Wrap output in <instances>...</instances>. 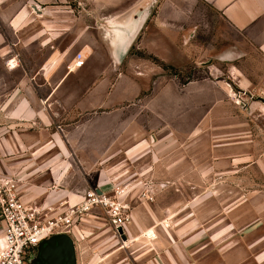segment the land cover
Returning a JSON list of instances; mask_svg holds the SVG:
<instances>
[{
    "label": "rangeland",
    "instance_id": "1",
    "mask_svg": "<svg viewBox=\"0 0 264 264\" xmlns=\"http://www.w3.org/2000/svg\"><path fill=\"white\" fill-rule=\"evenodd\" d=\"M141 1L0 0V140L7 139V107L16 101L15 96L42 91L43 63L52 57L59 59L50 73L46 68L45 82L50 90L62 79L58 86L60 98L62 92L74 94V100L57 99L52 106L60 112L62 107L56 101L65 107L74 105L78 113L74 123L122 122L125 128L135 131L133 137L126 136L129 140L124 147L136 141L149 145L155 133L151 128L156 123L167 125L169 131L170 127L187 129L181 135L174 133L165 147L163 143L156 147V163L151 153L139 161L126 160L112 173L111 181H103L106 185L102 191L109 197L115 190L122 191L120 202L129 206L131 221L125 234L128 242L114 233L106 214L94 208L76 220L69 234L74 232L77 237L76 264H264L263 257L255 260L264 248V241L259 242L264 237V115L258 105L248 104L251 99L260 101L242 100L234 86L233 96L227 94L222 100L225 111L230 108L235 112L222 121L231 129L224 128L218 139L213 126L217 124L215 112L223 102L218 105L217 89L212 93V83L208 81L188 84L218 78L231 92L228 85L234 67L213 60L226 45L238 43L232 41L221 16L206 1L197 0L191 8L182 6L183 10L193 11L187 27L167 16L170 0H158L146 27L117 65L110 50L117 36L109 24ZM22 12L26 19L13 27V19ZM238 47L244 51L243 45ZM78 54L84 65L74 70ZM7 60H15L17 67L9 69ZM209 60L213 62L207 66ZM70 65L69 72L74 73L68 74ZM235 65L242 68L243 62ZM41 101L39 98L38 104L42 105ZM31 102L36 103L34 98ZM182 139L187 147L176 145ZM235 141L247 145L232 153L252 154L250 177L216 178L211 173L214 146ZM19 151L12 154L13 164L30 160V152L24 150L20 157ZM118 152L117 160L122 150ZM45 159H38L13 176L21 179L33 174ZM75 162L73 166L81 179L84 172L99 174L102 165ZM23 185L21 181L22 196L30 198ZM45 199L43 194L29 201L44 209V219L52 220L68 207L60 206L69 201L68 197L48 206L44 205ZM239 200L249 207L248 224H236L231 232L211 243L214 233L222 234L232 224L234 212L229 214V206ZM149 212L156 215L155 223ZM185 223H189L187 228ZM148 232L150 239L145 236Z\"/></svg>",
    "mask_w": 264,
    "mask_h": 264
},
{
    "label": "crops",
    "instance_id": "2",
    "mask_svg": "<svg viewBox=\"0 0 264 264\" xmlns=\"http://www.w3.org/2000/svg\"><path fill=\"white\" fill-rule=\"evenodd\" d=\"M204 1L211 4L215 11L219 13V16H221L224 22L223 24L228 29L227 33L228 35L230 34L232 41L237 42L238 46L240 44V46L243 45L244 47L243 51L241 47L229 44L225 46L227 47L226 49L218 51L214 56V62L226 63L229 64V66H233L235 69L236 74L230 73L231 84L228 83L229 88L232 90L231 92L221 85L222 81L218 78L214 79L215 81H209L207 79L188 83L189 85L195 83L203 84L208 81L212 83V93L217 89L218 105L223 102V106L219 105L218 110L215 112L217 124L213 126V129L218 131L217 137L221 139L222 135L219 132L224 128L228 130L231 129L229 123L224 125L222 121H224L227 116L235 114L229 107V109L225 111V102L222 100L227 94L230 98L233 96L234 86L239 90L242 100L249 98L259 99L260 103L251 99L248 104L249 107L258 105L260 111L264 115V0ZM142 2L143 0L140 3ZM168 2L169 7H171V9L173 8V10L170 9L167 16L170 17L172 21L173 19L174 21L178 20L181 25L190 27L188 20L191 19L190 13L193 11L192 9L183 10L182 6L185 5L186 8H191V6L194 7L197 4V0H180L179 3L176 0H170ZM140 3L134 5L129 11L119 16V18L116 19L117 21L115 20L124 28L123 31L126 36L135 25V9L138 8ZM151 15L152 10L149 12L146 11L140 18L142 20L146 18L143 30L150 20ZM25 19V12L18 14L12 21L13 27L17 28ZM213 61L209 60L207 66L212 65ZM59 62V59H54V57H52V59H48V61L43 63L40 69L42 91H37L35 94L33 93L32 96H30V92H27L29 95L26 97L22 95L15 96L16 101L7 107V128H4L7 131V139L0 140V173L10 175H13V173L19 174L21 169L25 168V170H27L31 163L37 162L40 158H46L43 166L34 168L33 174L32 172L30 174H25L20 179L25 184V186L23 185L22 187H24V190L31 196L25 199L27 202L34 201V199L43 194L46 195L44 202L45 206L58 200H65L67 197L69 199V204H71V199L77 202L78 198L76 195L81 196L84 192L92 190L90 188L95 187L93 190L96 191L102 190L103 185H106L103 181L106 179L111 181L113 178L112 173L116 172L126 160L131 162L139 161L141 158L149 156L151 153L153 162L156 163L158 155V153H155L156 147H158L160 143H163L165 147L166 142L168 143L174 133L177 134V132H179L178 135H181L182 133L180 132L187 130H183L181 127H170L169 131L167 125L156 123L154 127L151 128L155 133L151 137L149 145L144 141H136L124 147V142L129 140L126 136L130 135V137H133L135 131L134 129L125 128L122 122H116L112 125L96 121L74 123L78 115L74 105L71 108L65 107L63 102L56 101L58 105H61L62 110L57 112L52 108L54 100H70V98L74 100V94L70 95L69 92H62L61 95H63V97L60 98L58 86L62 79H59L50 90H48V82H45L44 75L46 74V68H48L47 73H50ZM237 62H243V67L240 68L235 65ZM13 63H15V66H12L14 65ZM6 65H8L9 69H15L17 67L15 60H7ZM72 65L67 68L68 74H70L69 70ZM218 72L220 73V71ZM33 98L36 101L35 104L31 102ZM39 98L42 100V105L37 102ZM111 131L115 132L111 134ZM176 143V145L182 146L183 144V147H187V143L183 139L180 140L179 143L176 141ZM240 143L242 142L235 141L232 144L222 142L214 146L211 173L215 175L216 178L242 180L250 177V168L254 161L252 154L232 153L236 148L247 145ZM194 145L196 147L199 146L198 142ZM18 149H20L18 152L20 157L24 156L21 155L24 154V150L30 152V160L19 161L13 164L11 161L13 159L12 154H14V150L17 152ZM54 150H56V153L53 154ZM118 150H122L119 160L116 158L119 154ZM226 151H228L227 155H225ZM75 161L79 164L91 163L102 165L99 166V174H85L84 172L81 179L80 175L77 176V169L75 170L73 166ZM114 163L116 164L113 166L108 165ZM115 177L117 176H114V178ZM161 193L163 192L161 191ZM71 196H73V198H71ZM248 208V205L242 202V200L229 206V214L234 212L233 222L227 225L228 230L226 232L224 230L222 234L214 233V235L210 237L211 243L220 240L227 233L231 232V228L236 224L246 226L249 222L247 215ZM263 208L264 207H262L261 210H263ZM261 210L260 208L258 209V211ZM155 216V214L149 212V217L154 223L158 220ZM218 221L219 220H217V225H219ZM188 224L189 223H185L184 226L187 228L189 226ZM70 238L75 247L77 237H74V232ZM262 240L264 241V237L259 242ZM260 257H263L262 261H264V248L255 255V260Z\"/></svg>",
    "mask_w": 264,
    "mask_h": 264
},
{
    "label": "built area",
    "instance_id": "3",
    "mask_svg": "<svg viewBox=\"0 0 264 264\" xmlns=\"http://www.w3.org/2000/svg\"><path fill=\"white\" fill-rule=\"evenodd\" d=\"M74 60L78 66L84 63L81 54ZM20 183L16 176L0 173V264H31L42 241L54 235L70 236L76 220L94 208L106 214L117 236L120 237L118 230L124 235L127 232L131 215L129 206L120 202L122 191L115 190L113 197L102 190L100 193L93 189L84 192L77 196V202L67 203L64 212L50 220L42 217L43 208L31 205L23 198ZM63 205L66 204H60Z\"/></svg>",
    "mask_w": 264,
    "mask_h": 264
},
{
    "label": "water",
    "instance_id": "4",
    "mask_svg": "<svg viewBox=\"0 0 264 264\" xmlns=\"http://www.w3.org/2000/svg\"><path fill=\"white\" fill-rule=\"evenodd\" d=\"M158 0H143V2L135 9V25L133 29L127 34H124V28L117 22L110 23L109 25L115 29L116 39L115 42L110 43V50L117 65H120L125 58L128 50L143 29L146 18L140 19L147 11L152 10ZM33 10L36 7L33 6ZM147 14V13H146ZM100 193V191H97ZM120 237L123 241H127L126 236L122 230H118ZM31 264H76L75 247L72 239L67 234L54 235L42 241L37 249L36 259L30 261Z\"/></svg>",
    "mask_w": 264,
    "mask_h": 264
},
{
    "label": "bare ground",
    "instance_id": "5",
    "mask_svg": "<svg viewBox=\"0 0 264 264\" xmlns=\"http://www.w3.org/2000/svg\"><path fill=\"white\" fill-rule=\"evenodd\" d=\"M76 61L74 60V63H75ZM77 63V62H76ZM83 65H84V63H83ZM82 65V66H83ZM82 66H80V67H82ZM75 67V68H74ZM74 67H72V69H74V70H76L79 66L78 65H76L75 64V66ZM71 73L73 72V71H70ZM68 202H65L64 204H67ZM130 224V223H129ZM127 228V227H126ZM127 231V230H126ZM125 234H127V232L125 233ZM146 237H147V239H150L151 238V232H148V233H146V235H145ZM128 241H126V243H127Z\"/></svg>",
    "mask_w": 264,
    "mask_h": 264
},
{
    "label": "flooded vegetation",
    "instance_id": "6",
    "mask_svg": "<svg viewBox=\"0 0 264 264\" xmlns=\"http://www.w3.org/2000/svg\"><path fill=\"white\" fill-rule=\"evenodd\" d=\"M38 246H39V245H38ZM38 246H37V248H36V252H37ZM36 256H37V254H36L35 257H34L35 259H36Z\"/></svg>",
    "mask_w": 264,
    "mask_h": 264
}]
</instances>
